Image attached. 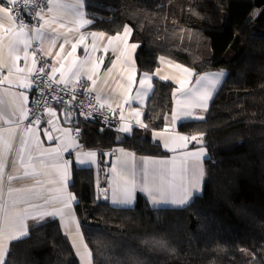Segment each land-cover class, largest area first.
Masks as SVG:
<instances>
[{
    "label": "trees",
    "instance_id": "trees-1",
    "mask_svg": "<svg viewBox=\"0 0 264 264\" xmlns=\"http://www.w3.org/2000/svg\"><path fill=\"white\" fill-rule=\"evenodd\" d=\"M174 0H84L90 29L110 35L124 26L138 44L139 72L153 73L164 57L196 74L226 76L202 120L178 123L203 135L208 153L200 195L182 208L152 209L138 194L133 208L97 196L90 168L71 170L80 231L92 264H264V0H192L185 27L166 23ZM143 128L77 119L86 150H131L162 157L152 140L171 113L175 87L153 81ZM6 264H79L57 221L32 227L9 247Z\"/></svg>",
    "mask_w": 264,
    "mask_h": 264
},
{
    "label": "crops",
    "instance_id": "crops-1",
    "mask_svg": "<svg viewBox=\"0 0 264 264\" xmlns=\"http://www.w3.org/2000/svg\"><path fill=\"white\" fill-rule=\"evenodd\" d=\"M59 2L74 3L75 0H59ZM172 5L173 3L167 7L166 22L174 25L184 24L183 16H185V12L183 13L182 11L178 15L176 10L171 8ZM48 7L49 5L47 3L43 12L44 19L40 20L38 26L43 25L45 20L52 22L44 26V38L33 39L32 44L37 43L39 45V51L44 57L48 58L51 69L53 67L60 68L61 65H64L63 71H65L67 76L71 77L67 85L85 83L88 89H92L91 92L100 105L118 111L120 113V118L123 116V119L115 125L118 131H120L119 129L121 126H128L131 130L133 128H143L145 126L144 109L153 92L154 80L169 82L175 87L171 113L166 119L165 126L162 130L153 131L151 134L152 140L160 145L166 155L162 157H153L136 155L131 150L125 148H116L108 151L84 149L77 136L78 130L75 127L77 118L75 119L74 116L67 114V117L65 115L64 121L61 115L62 109L55 107L49 108L55 115L50 116L48 110L46 112L47 120L49 121L51 119L53 121V124L49 125L48 130V134L53 138L52 140H49L47 135L42 134L38 125H31L33 131L28 132L27 129L29 126L24 125L26 120L20 119L19 108L21 105L28 108L32 96L33 84L28 88H20L18 84L19 80L24 77L31 80V76H29L27 72V69L32 67L33 57L30 54V49L29 59L27 61L23 59V51L19 52L20 59L16 61V66L24 68L25 71L23 73L13 71L10 75V79L13 83L9 84L6 82L0 85V99L4 101L3 104H0V166H2V170H0V203H10L12 199L20 200L21 203L17 204L16 208L21 215L25 212L28 213L24 223L28 226L29 230L49 220L57 221L61 232L68 239L79 264H92V254L80 231L79 221L75 213L76 198L70 201L68 207H65L68 194L74 196L69 188L72 166L75 165L78 168L92 169L94 172L97 196L101 201L109 203L114 207L133 208L138 194L144 196L152 209L182 208L187 206L195 196L200 195L202 192L206 176V160L208 159V153L203 135L201 143L191 141L187 144V148L177 147L178 142L175 138L178 136H201L188 135L180 132L178 130V123L186 120H202L196 117H203L204 119L209 105L224 81L226 74L213 92L211 98L208 99L206 109L202 107H191L189 108L192 112L191 116L181 115L180 118L173 123V109L180 108L187 99L181 95V91H178V89L181 88L180 82L184 81L186 88L196 87V80L198 77L205 74L220 72V70L196 74L190 68L170 59L160 57L157 61L158 66L154 72L150 74L147 73L152 77L150 81L152 85L151 90L147 92V95L141 92L140 95L137 96V92L141 87L139 81L144 76L145 72H139L136 66L135 56L138 44L131 40L132 29L128 26L130 33L126 37H124L125 26L119 33L114 35L102 32L105 35L103 37L99 35L95 37V48H93V33L99 34L101 32L90 29L92 23L81 27L78 23L74 22V17L70 10L54 8L52 12H49ZM82 11L85 13L84 18L88 19L85 7ZM61 24H63L64 27H60ZM8 27L9 24L5 21L4 28H0V55L4 57L8 56V49L6 47L8 44V34L4 30ZM53 29H55V32ZM118 34L124 37V39L114 40L109 44L108 36L115 37ZM81 36L84 37V41L83 43H78ZM53 39H55L54 44ZM65 40L68 42L65 43ZM124 40L127 41L126 44ZM73 43H77V50L69 56L68 53L72 52ZM61 44L64 45L63 49L60 48ZM132 44L137 45L134 50L130 47ZM105 49H107V51H105ZM57 52L61 53V55L57 56ZM101 59L103 63H100L99 69L94 73L93 68ZM73 61H77L78 63L83 62V67L79 71V79L67 72V68ZM9 62L11 61L9 60ZM109 69H111V71H109ZM184 69L188 71H184ZM3 74H5V76L9 75L7 68H0V79ZM89 76H92L96 81L95 85H93L92 80L88 79ZM161 77H167V79H162ZM53 78L56 81L59 80L60 72H57ZM20 93H23L24 96L27 97L26 101L20 97ZM11 94H15V103H13V96ZM97 97H99V101ZM126 100L128 101L127 103L125 102ZM178 101L180 104H178ZM136 111L140 112L139 117L135 115ZM138 120L139 123H137ZM7 130H14V134L10 136ZM120 132L128 134L131 131ZM4 141L10 142V149L5 147ZM165 143L169 145V148L175 150L173 151L166 148ZM201 147L205 150V156L199 161L188 158L187 164L189 170L182 180L180 168L185 159V154L196 152ZM22 148L23 152L20 151ZM65 148H67V151H65ZM51 149H57V151L50 152ZM87 153H96V155L94 158H90L86 155ZM21 156L23 157V161H21ZM78 157L79 160L88 162L81 165ZM146 159L149 171V186L151 187L153 183L157 185L160 184L159 176L153 178L152 173L153 170L160 171L163 169L167 172V180H171L174 183V188L171 192L168 191V186L165 184V195H175L179 197L186 188L188 192L191 193L187 204L183 206L171 203L154 204L152 202V197H150L147 192L141 191L143 187L141 179ZM160 162L165 163L162 164ZM65 163L68 164L69 175L66 186L62 182L60 175L61 166ZM124 164L128 166L130 171L134 170L136 173V186L133 192V202L130 205H122L113 202L114 199L122 198L124 194L123 179L118 175L121 165ZM114 166L116 167V172L113 171ZM193 167H202L203 169V177L200 178L195 189L192 187ZM173 168H175L176 171L175 177L171 174ZM9 175L15 178L10 181L8 179ZM126 178L131 180L130 175ZM9 187L14 189H26L29 191L13 192L12 196L9 197ZM156 196L159 198V193H157ZM58 209H62L63 211L57 212L56 215H45L43 219L40 220L33 218L38 217L41 212L48 213Z\"/></svg>",
    "mask_w": 264,
    "mask_h": 264
},
{
    "label": "snow or ice",
    "instance_id": "snow-or-ice-1",
    "mask_svg": "<svg viewBox=\"0 0 264 264\" xmlns=\"http://www.w3.org/2000/svg\"><path fill=\"white\" fill-rule=\"evenodd\" d=\"M48 11L52 12L53 9H65L70 10L71 14L74 17V22L78 23L81 27L84 25L92 23L91 19H85V13L82 11V9L85 7L84 0H75L74 3H62L59 2V0H48ZM29 7H32L34 10L37 7V5L34 3V0H0V28H4V22H8L9 27L5 28V32L8 34V56L4 57L3 55H0V68H7L9 75L4 76L3 79H0V85L4 83L12 84L13 82L10 79V75L13 71L17 73H23L25 71L24 68H19L16 66V61L20 59L19 52L23 51L24 57L23 59L27 61L29 59V49L32 46V40L33 39H43L44 33L43 28L45 25L51 23L52 21L45 20L43 25H39L38 27H34L31 29V31H26V29L29 27L28 24L25 22L22 11L24 9H27ZM18 9H20L18 11ZM36 17L40 20L44 19V16L42 14V9L39 11H36ZM60 27H64L63 24L60 25ZM55 32V29H53ZM130 33V29L128 26H125L124 28V37L128 36ZM99 35L100 37H103L104 33H93V48H95V37ZM121 35H117L115 37L108 36V43L111 44L114 40H122L124 39ZM84 37L81 36L78 43H83ZM68 41L65 40V43ZM125 44L127 43L126 40H124ZM55 43V39H53V44ZM22 46V47H21ZM130 47L134 50L137 45L132 44ZM60 48L63 49L64 45L61 44ZM77 50V43L72 44V52L68 53L69 56L72 55V53L76 52ZM107 51V49H105ZM32 59V67L27 69V72L29 73V76L32 77V80H39L40 84H43L44 81L39 75H34L36 73H44L45 72V66L40 67L37 69L36 67V53L31 54ZM57 56H60L61 53L57 52ZM9 60L11 62H9ZM100 63H103V60L101 59L99 63L95 64L93 68V72L95 73L100 66ZM83 67V62H77L73 61L71 65L67 68V72L71 73L73 76H76L77 79H79V71ZM64 65H61L60 68L53 67L51 69L52 71V77L49 79L51 80L53 77H55V74L57 72H60V78L56 81V83L64 84L65 87H67V84L69 80L71 79L70 76H67L65 71H63ZM111 71V69H109ZM184 71H188L187 69H184ZM225 73L224 71L216 72V73H210L205 74L203 76H200L196 80V87H187L184 81H181V88L178 89V91H181V95L185 98V102L183 105H181L178 109H173V123L180 118L181 115L183 116H191L192 112L189 110L191 107H202L207 108V101L211 98L213 92L216 90L217 86L221 83L222 78L224 77ZM162 79H167V77H161ZM89 80H92L93 85H95L96 81L92 78V76L88 77ZM152 77L149 76L147 73L144 74V76L140 79V90L137 92V96L140 95L141 92H143L145 95H147V92L151 90L152 85L150 83ZM32 80H29L27 77H24L23 79L19 80L18 87L20 88H28L32 86ZM131 80V78H130ZM89 92L92 91V89H88ZM13 96V103H15V94H11ZM175 95V93H174ZM20 97H22L25 101L27 100V97L24 96L23 93H20ZM73 99H75V96H73ZM97 100L99 101V97H97ZM128 102L127 100L125 101ZM4 101L0 99V104H3ZM178 104L180 102L178 101ZM103 107V105H101ZM20 111V119L21 120H27L29 116V110L22 105L19 108ZM48 113L50 116L55 115L54 112H52L51 109H48ZM67 117V113H65ZM135 115L137 117L140 116V112L136 111ZM87 119V116L85 117ZM197 119H203V117H196ZM121 119H123V116H121ZM7 122V121H6ZM35 124L40 125V117L37 116L35 118ZM139 123V120L137 121ZM48 124H53V121L50 119L48 121ZM146 127V126H145ZM122 132H129L131 131V128L128 126H121L119 129ZM9 131L10 136L14 134V130H7ZM28 132H32L33 129L30 125L27 129ZM45 135L48 136L49 140H52V136L48 134V130L45 129ZM77 135H79V132H77ZM175 140L178 142L177 147L180 148H187V144L191 141H196L197 143H201L203 140V136H178L175 138ZM4 145L7 148H11V144L9 141H4ZM165 147L169 148V145L165 143ZM169 150H175L173 148H169ZM23 152V148L20 150ZM57 149H51L50 152H56ZM65 151H67V148H65ZM90 158H94L96 153H87L86 154ZM205 156V150L203 147H201L196 152H190L185 154V159L182 163V166L180 168V175L181 179L185 177V175L188 172V164L187 160L188 158H191L193 160L199 161L202 157ZM31 159V158H30ZM79 160V157H78ZM21 161H23V157L21 156ZM88 161L85 160H79V163L81 165L87 163ZM165 163V162H160ZM0 170H2V166H0ZM113 171L116 172V167H113ZM27 174V173H26ZM171 174L173 177L176 175L175 168H173ZM61 179L62 182L67 185V181L69 179L68 175V164L65 163L61 166ZM119 177L123 179L124 189H123V197L120 199H114V203L122 204V205H130L133 202V192L136 186V173L134 170L130 171L128 169V166L126 164L121 165L119 173ZM131 176V180H128L126 177ZM153 178L156 176H159L160 184L157 185L155 183L152 184V186H149V171L147 168V159L145 160V168L143 170V176L141 179V183L143 184V187L141 188V191L147 192L150 197H152V202L154 204L159 203H171L178 206H183L189 202V197L191 193L188 192V190L185 188L183 190V194L179 197L175 195L166 196L165 195V184L168 186V191L171 192V190L174 188V183L171 180H167V172L165 170L156 171L153 170ZM203 177V169L202 167L196 168L193 167L192 169V187L193 189L196 188V184L199 182L200 178ZM15 177L9 175L8 179L11 181ZM21 191H29L26 189H14L9 187L8 189V195L9 197L12 196L13 192H21ZM159 193V198H157L156 194ZM75 197L71 194H68L67 202L65 203V207L69 206V203L71 200H74ZM21 203L18 199H12L10 203H0V264H6V256L9 254V246L12 241L19 240L23 237H25L28 234L29 228L24 223L25 219L28 216V213L25 212L23 215L17 210L16 205ZM47 203V202H46ZM62 209L53 210L52 212L48 213H39L38 217H33L34 219L40 220L43 219L45 215H56L57 212H62ZM90 255V254H89Z\"/></svg>",
    "mask_w": 264,
    "mask_h": 264
},
{
    "label": "built area",
    "instance_id": "built-area-1",
    "mask_svg": "<svg viewBox=\"0 0 264 264\" xmlns=\"http://www.w3.org/2000/svg\"><path fill=\"white\" fill-rule=\"evenodd\" d=\"M22 3V0H21ZM37 5L35 10L32 7L24 9L22 16L25 22L28 24L26 31H31L32 28L38 27L40 19L36 17V11L42 9V14L47 6L48 0H34ZM20 9H18L19 11ZM36 53V67L39 69L46 65L44 73H36L39 75L44 83L40 84L39 80H32L33 91L31 100L28 104L29 116L24 122L25 126L35 124V118L40 117V130L42 134H45V129L49 130V124L47 120L46 112L49 108L55 107L62 109L70 116L77 117V119L88 120L97 122L101 126H115L120 121V113L114 109L108 107H101L96 101L92 92L88 91V87L85 83H77L74 85H61L57 84L56 80L51 75V65L48 58L44 57L39 51V45L37 43L32 44L30 48V54ZM5 74L1 76V79ZM75 96V99H73ZM87 116V119L85 118Z\"/></svg>",
    "mask_w": 264,
    "mask_h": 264
},
{
    "label": "rangeland",
    "instance_id": "rangeland-1",
    "mask_svg": "<svg viewBox=\"0 0 264 264\" xmlns=\"http://www.w3.org/2000/svg\"><path fill=\"white\" fill-rule=\"evenodd\" d=\"M192 0H174L172 3V7L173 9L176 10L177 14L179 15L182 11L184 13L185 16H183V21L186 19V14L187 11L189 10L190 4H191ZM175 2V3H174ZM171 3V4H172ZM182 13V15H183ZM178 21V20H177ZM167 23V22H166ZM180 27H185V24H179Z\"/></svg>",
    "mask_w": 264,
    "mask_h": 264
},
{
    "label": "water",
    "instance_id": "water-1",
    "mask_svg": "<svg viewBox=\"0 0 264 264\" xmlns=\"http://www.w3.org/2000/svg\"><path fill=\"white\" fill-rule=\"evenodd\" d=\"M61 115H62L63 120L65 121V111H64V110H62ZM76 118H77V117H75V119H76Z\"/></svg>",
    "mask_w": 264,
    "mask_h": 264
}]
</instances>
